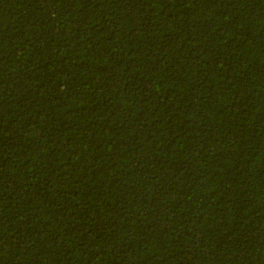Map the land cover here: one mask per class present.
I'll return each mask as SVG.
<instances>
[{
  "label": "trees",
  "instance_id": "1",
  "mask_svg": "<svg viewBox=\"0 0 264 264\" xmlns=\"http://www.w3.org/2000/svg\"><path fill=\"white\" fill-rule=\"evenodd\" d=\"M0 264H264V0H0Z\"/></svg>",
  "mask_w": 264,
  "mask_h": 264
}]
</instances>
